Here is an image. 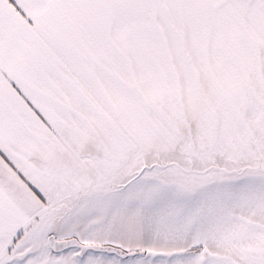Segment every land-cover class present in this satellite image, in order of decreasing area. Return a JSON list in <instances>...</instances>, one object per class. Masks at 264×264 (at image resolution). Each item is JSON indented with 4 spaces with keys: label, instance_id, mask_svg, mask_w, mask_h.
<instances>
[{
    "label": "snow or ice",
    "instance_id": "obj_1",
    "mask_svg": "<svg viewBox=\"0 0 264 264\" xmlns=\"http://www.w3.org/2000/svg\"><path fill=\"white\" fill-rule=\"evenodd\" d=\"M0 264H264V0H0Z\"/></svg>",
    "mask_w": 264,
    "mask_h": 264
}]
</instances>
